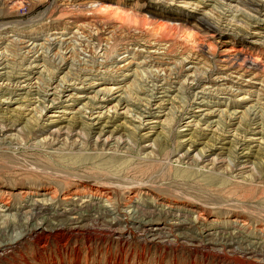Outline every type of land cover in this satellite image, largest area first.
<instances>
[{
	"label": "rangeland",
	"instance_id": "obj_1",
	"mask_svg": "<svg viewBox=\"0 0 264 264\" xmlns=\"http://www.w3.org/2000/svg\"><path fill=\"white\" fill-rule=\"evenodd\" d=\"M0 199V264H264V0H0Z\"/></svg>",
	"mask_w": 264,
	"mask_h": 264
},
{
	"label": "bare ground",
	"instance_id": "obj_2",
	"mask_svg": "<svg viewBox=\"0 0 264 264\" xmlns=\"http://www.w3.org/2000/svg\"><path fill=\"white\" fill-rule=\"evenodd\" d=\"M126 11V10H125ZM124 13V12H123ZM124 20H126V22L128 21V23H134L135 22V19H134V17H133V14L132 13H130L129 11H126L125 13H124ZM125 22V21H124ZM51 84H49V85H47V86H50ZM56 88V87H55ZM54 88V89H55ZM110 91V90H109ZM109 91H107V92H109ZM55 93V92H54ZM44 100V99H43ZM52 101H54V100H52ZM8 139V138H7ZM56 140V139H55ZM198 159H200V158H198ZM244 168V167H243ZM99 190V189H98ZM75 191H77V190H75ZM69 193H72V192H69ZM101 193V192H100ZM103 193V192H102ZM3 198V197H2ZM66 199H68V198H66ZM108 200H110L109 198H108ZM0 201H2L1 199H0ZM4 202V201H3ZM4 205H9V203L6 201V202H4ZM32 205H34V206H36L37 204H32ZM107 207V205H98L96 208H94V209H96V213H99L102 217H104V215H108V213H110V209H108V208H106ZM92 210V209H91ZM95 211V210H94ZM160 215H161V213H160ZM105 218V217H104ZM198 220H199V217L197 218ZM84 220V219H83ZM80 221V220H79ZM163 221H166V220H162V219H160V218H156V219H150V220H148L147 222L148 223H153L154 225L152 226V224L150 225V226H152V227H150L149 229H156V228H154L155 226L157 227V224L158 223H160V222H163ZM182 221V220H181ZM76 222H77V220H76ZM147 222H145V223H147ZM142 223H144V222H142ZM147 223V224H148ZM181 223V222H180ZM185 224H186V222H184ZM144 225V224H143ZM162 225H164V224H162ZM166 225V224H165ZM161 227V226H160ZM160 227L158 228L159 230H160ZM146 228V227H145ZM164 228V227H163ZM162 229V228H161ZM35 233V232H34ZM37 235L40 237V238H42V236L43 235H46V232H45V229L44 228H39V230H38V232H37ZM2 247V246H1ZM3 248V247H2Z\"/></svg>",
	"mask_w": 264,
	"mask_h": 264
}]
</instances>
